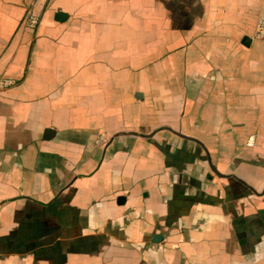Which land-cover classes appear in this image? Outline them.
<instances>
[{
    "label": "crops",
    "instance_id": "crops-1",
    "mask_svg": "<svg viewBox=\"0 0 264 264\" xmlns=\"http://www.w3.org/2000/svg\"><path fill=\"white\" fill-rule=\"evenodd\" d=\"M260 16L0 0V264H264Z\"/></svg>",
    "mask_w": 264,
    "mask_h": 264
},
{
    "label": "built area",
    "instance_id": "built-area-1",
    "mask_svg": "<svg viewBox=\"0 0 264 264\" xmlns=\"http://www.w3.org/2000/svg\"><path fill=\"white\" fill-rule=\"evenodd\" d=\"M38 22V19L29 14L25 20L27 27H34ZM254 37L257 39H264V16H260L257 20ZM14 84L13 79L0 78V91L7 89Z\"/></svg>",
    "mask_w": 264,
    "mask_h": 264
},
{
    "label": "water",
    "instance_id": "water-1",
    "mask_svg": "<svg viewBox=\"0 0 264 264\" xmlns=\"http://www.w3.org/2000/svg\"><path fill=\"white\" fill-rule=\"evenodd\" d=\"M63 15H64L63 13H58V14H57V16L60 17V18H61ZM246 40L248 41V38L245 37L244 42H246Z\"/></svg>",
    "mask_w": 264,
    "mask_h": 264
}]
</instances>
